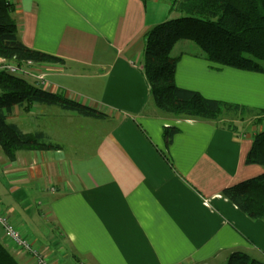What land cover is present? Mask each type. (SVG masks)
<instances>
[{
	"label": "crops",
	"instance_id": "0c3cea01",
	"mask_svg": "<svg viewBox=\"0 0 264 264\" xmlns=\"http://www.w3.org/2000/svg\"><path fill=\"white\" fill-rule=\"evenodd\" d=\"M25 45L65 64L35 65L38 87L104 112L85 118L57 106L16 108L24 133H43L58 150L0 147V214L51 264H228L234 252L264 261V221L222 194L262 175L247 165L264 125L179 120L152 101L143 72L146 33L176 18L167 0H9ZM177 84L263 110L264 74L207 62L176 45ZM179 132L167 143L166 128ZM21 264H37L0 227Z\"/></svg>",
	"mask_w": 264,
	"mask_h": 264
},
{
	"label": "trees",
	"instance_id": "16d2710c",
	"mask_svg": "<svg viewBox=\"0 0 264 264\" xmlns=\"http://www.w3.org/2000/svg\"><path fill=\"white\" fill-rule=\"evenodd\" d=\"M142 1L145 3L146 0ZM167 1L176 18L158 24L145 35L142 69L150 84L154 106L171 118L221 122L234 132L239 129L236 120L246 122L252 118H246L247 112L254 111L259 116L253 118V124L264 125V109L253 110L211 100L200 92L180 87L176 80L179 57L172 55L176 45L188 41L213 66L264 74V0ZM15 11V5L9 0H0V61L17 65L28 62L36 65L65 64L66 61L60 57L25 45L20 37ZM36 104L57 106L85 118L107 117L101 110L46 91L23 76L0 72V147L11 162L21 151L60 149L43 133H24L9 121L16 108L29 111ZM165 131L169 144L179 132L178 128L168 127ZM252 139V148L245 163L264 169V131L254 134ZM222 195L250 219L264 221V173L225 189ZM0 264H21L1 242ZM228 264H264V261L255 260L247 253L234 252Z\"/></svg>",
	"mask_w": 264,
	"mask_h": 264
},
{
	"label": "built area",
	"instance_id": "2783aa9c",
	"mask_svg": "<svg viewBox=\"0 0 264 264\" xmlns=\"http://www.w3.org/2000/svg\"><path fill=\"white\" fill-rule=\"evenodd\" d=\"M35 65L33 62L17 65L13 63L6 64L0 61V72L23 76L33 81L38 80L40 85L45 87L48 84L46 78L44 75L36 73L34 70ZM0 227L4 229L7 238L10 239L16 248L32 256L37 264H51L44 254L35 248L31 240H27L22 236L19 228L14 226L6 215L0 214Z\"/></svg>",
	"mask_w": 264,
	"mask_h": 264
},
{
	"label": "rangeland",
	"instance_id": "374dc122",
	"mask_svg": "<svg viewBox=\"0 0 264 264\" xmlns=\"http://www.w3.org/2000/svg\"><path fill=\"white\" fill-rule=\"evenodd\" d=\"M195 47V46H194ZM198 48V47H197ZM196 49V48H195ZM44 76H46V75H44ZM30 80V79H29ZM31 81V80H30ZM33 82V81H32ZM264 108V100H263V103H262V109ZM233 116V115H232ZM231 116V117H232ZM257 116H259V114L257 113V112H254V111H250V112H247V116H246V118H255V117H257ZM239 121V120H238ZM237 120H236V122H238ZM252 121V119H250V120H248L247 122H251Z\"/></svg>",
	"mask_w": 264,
	"mask_h": 264
}]
</instances>
